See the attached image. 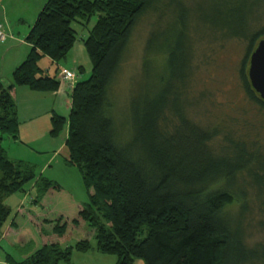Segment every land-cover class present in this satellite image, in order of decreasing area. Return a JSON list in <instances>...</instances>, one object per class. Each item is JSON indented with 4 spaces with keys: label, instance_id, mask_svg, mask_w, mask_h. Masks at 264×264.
<instances>
[{
    "label": "trees",
    "instance_id": "1",
    "mask_svg": "<svg viewBox=\"0 0 264 264\" xmlns=\"http://www.w3.org/2000/svg\"><path fill=\"white\" fill-rule=\"evenodd\" d=\"M158 2L48 0L26 38L31 45L27 58L13 72L10 85L0 79L1 227L11 214L6 199L23 192L27 184L34 182L32 203L41 208L64 191L58 182L39 174L36 163L12 159L3 145L5 137L17 139L20 132L16 87L57 91L59 71L50 74L41 62L45 58L63 62L78 39L72 23L88 25L98 15L83 39L92 73L87 80H77L69 117L54 114L51 131L58 137L68 129L63 162L79 170L90 202L78 205L73 219H65L64 214L50 218L48 211L41 221L42 216L21 210V216L34 223L41 246L21 261L8 255L9 264H72L74 250L93 249L115 256L116 264L137 260L144 264H264V244L250 246L244 224L257 200L264 205V155L259 144L249 146L231 132L201 126L189 118L193 46L184 40L185 22L179 32L183 39L166 38L158 46V37L152 33L146 52L164 56V72L146 61L144 74L153 82L149 91L141 90L130 102L128 134L117 121L113 83L135 25L147 12H161ZM257 4L252 3L251 13ZM247 6L242 2L237 9L230 8L226 21L222 12H216L206 23L224 35L249 40L241 81L250 101L264 111V100L253 90L246 67V59L264 39V28L248 30L242 8ZM251 188L256 190L252 197ZM234 206L239 208L236 213ZM82 223L88 226L84 238L63 247L61 241L70 239V229ZM11 227L19 231L17 218Z\"/></svg>",
    "mask_w": 264,
    "mask_h": 264
},
{
    "label": "rangeland",
    "instance_id": "2",
    "mask_svg": "<svg viewBox=\"0 0 264 264\" xmlns=\"http://www.w3.org/2000/svg\"><path fill=\"white\" fill-rule=\"evenodd\" d=\"M242 2L248 5L245 8L242 7L245 11L246 21L249 24L247 26L248 30L259 31L264 28V0H159L157 7L162 9L161 12L149 11L141 17L135 25L124 61L112 86L115 115L117 121L122 125L123 133L128 134L130 129L129 124H126V122L133 96L141 90L149 91L153 82L149 76L144 74L146 61L149 60V63L158 72L162 71L164 64L163 55L153 53L149 56L147 54L148 39L151 38L152 33H156L158 39L155 40V43L158 46L162 45L166 38L169 40L183 39V37H180L179 32L183 22H185L188 35L184 40L191 42L193 46L191 64L193 71L189 78V118L201 126L217 127L224 133L231 132L233 138L244 141L249 146L254 143L259 144L264 155V111L250 101L240 76L241 66L249 54V40L246 37L224 35L226 32L213 29L211 24L206 23L207 20L211 23L216 12H222V18L225 21L229 20L230 8L237 9ZM253 2L258 4L251 13ZM5 6L8 15L3 20L0 7V23L2 21L8 31L11 28H17L18 32L26 30L27 27H30V24L34 25L42 10L37 15L34 14L36 7L34 0H5ZM183 11H185L184 19ZM97 20L98 15H95L88 25H82L83 22L72 23V27L77 31L78 39L74 49L60 63L63 66H68L71 70L62 68L58 72L59 75L61 71L66 70L73 74V78L69 82L70 87L75 85L77 80H87L92 73V64L87 56L88 54H86L87 52L83 49L84 46H82V52L79 49H81L80 45L83 39L88 37L89 30ZM3 43L0 42V46L3 47L4 45H1ZM82 54L84 59L81 57ZM6 55L7 53L1 65L3 69L5 67L7 69L6 63L10 57V54L7 57ZM74 59L81 62L85 72L80 74L78 72L80 67H72L71 62ZM41 65H43V61ZM248 66L249 57L246 59V67L248 68ZM54 70L55 68L53 72ZM63 88L64 85L62 84L55 92H61L64 90ZM70 102L72 105V99ZM51 126L53 128L52 122ZM67 130L65 128L62 134L58 136L60 142H62V138L66 139ZM6 139L7 137H5V141ZM62 144L64 147L62 149H66L64 143ZM29 146L31 149L18 148L19 156L22 153L35 158L39 156L37 158L39 162L36 163L39 174H44L45 177L58 182L64 188V191L57 197L49 198L48 205L43 208L32 203L36 196L34 182L27 184L23 192H18L6 199L5 204L10 206L11 214L0 227L1 262H5L8 255L16 261H21L30 254V250L41 246L38 245L40 236L34 223L28 221V217H22L21 210L29 215L42 216L41 221H43L46 214H49L48 211L52 212L49 214L50 218H58L59 215L64 214L65 219H73L78 215V205L90 202V197L84 187L79 170L64 164L63 159L66 154L63 155L59 152L54 156L56 158L53 163L47 161L48 154L51 153L47 151L45 154H37L34 151L38 152L41 146ZM8 152L12 158L11 151L8 150ZM249 191L251 197L256 195V190L251 188ZM253 198L256 200V197ZM256 204L252 207L251 212L247 214L244 222L246 239L250 246H256L259 243L264 244V205L258 200ZM238 210V206L232 208L235 213ZM14 218H17L19 231L15 228L12 230L11 225ZM87 228L88 226L82 223L79 228L70 229L69 233H72V235L70 234L69 240L61 241L63 247L74 246L78 238H84ZM7 235L10 236L7 237ZM32 242L35 245H31ZM25 243L30 244L32 247L28 245L27 248H24L26 247ZM96 243V240L93 239L92 245L94 248ZM72 264H116V257L102 254L96 249L85 253L74 250Z\"/></svg>",
    "mask_w": 264,
    "mask_h": 264
},
{
    "label": "crops",
    "instance_id": "3",
    "mask_svg": "<svg viewBox=\"0 0 264 264\" xmlns=\"http://www.w3.org/2000/svg\"><path fill=\"white\" fill-rule=\"evenodd\" d=\"M34 1L36 5L34 14L37 15L48 0H34ZM0 7H1V18L5 20L6 16L8 15L5 6V0H0ZM0 24H2V21ZM32 26L33 25L30 24V27H27V29L22 32H18L19 30H17V28L15 29L11 28L9 31L6 28V31L9 34L8 39L10 40L8 41L7 39L5 43L1 44L4 46L3 47L0 46V56H1L0 67L2 65V62H4L5 60L4 57L5 54L6 53L7 55L10 54V57L6 63L7 69L6 67L5 69L1 67V71H0V79L6 85L11 84V76L14 70L27 58L28 54L31 51V45L26 41V38ZM80 46L81 49L79 50H81L82 52V50L84 49V51L86 52L85 47H83L82 49V46H84L83 41ZM81 57L82 59H84L83 54L81 55ZM71 63L73 64L72 66L73 68L82 67V70L78 71L80 74L85 72V69L81 65V62H79L77 59H74V61ZM42 66L45 69H47L50 74H54L56 71H59L62 68L71 70L68 66H63L60 63L59 64L53 63L49 58L43 59ZM54 68L55 70L53 72ZM69 84H70L69 82L64 83V88H63L64 90L61 91L62 93L60 91H58V93L56 92L41 93V92L32 91L26 86L16 87L15 99L17 103L18 116L20 120V132L17 139L7 137L6 141L4 140L3 142V145L6 148L7 152L8 150L11 151L12 159H22L33 163L39 162V160H37L39 156H37L36 158L30 157L25 153L21 154L23 156L21 155L19 156L18 148L24 147L31 149L29 145L41 146V149L39 151L37 150L38 152L33 150L37 154H45L47 153V151L48 153H51L48 154L49 158H47V161H51L53 163L55 162L54 160L56 158L54 156L57 155L59 152L62 153L63 155L66 154L65 153L66 149L64 150L62 149L63 147L62 143H64L65 145L66 139L62 138V142H60L59 137L55 138L51 135V130H52L51 122H52V116L54 114H58L66 118L69 117L71 111V102H70L71 93L74 87V85L70 87ZM62 112L67 114H63ZM0 243H1V236H0ZM0 248H1V244H0ZM0 264H9V263L7 262V260H5V262L4 261L1 262V258H0ZM135 264H144V263L141 260H137Z\"/></svg>",
    "mask_w": 264,
    "mask_h": 264
},
{
    "label": "water",
    "instance_id": "4",
    "mask_svg": "<svg viewBox=\"0 0 264 264\" xmlns=\"http://www.w3.org/2000/svg\"><path fill=\"white\" fill-rule=\"evenodd\" d=\"M248 78L255 93L264 100V39L250 56Z\"/></svg>",
    "mask_w": 264,
    "mask_h": 264
},
{
    "label": "built area",
    "instance_id": "5",
    "mask_svg": "<svg viewBox=\"0 0 264 264\" xmlns=\"http://www.w3.org/2000/svg\"><path fill=\"white\" fill-rule=\"evenodd\" d=\"M9 34L6 32L4 25L0 24V42H5L8 38ZM59 77V81H60V85H64V83L66 82H71L72 78H73V74L71 72H67L66 70H63L60 72V74L58 75Z\"/></svg>",
    "mask_w": 264,
    "mask_h": 264
}]
</instances>
